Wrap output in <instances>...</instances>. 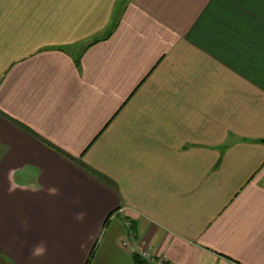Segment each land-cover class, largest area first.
I'll list each match as a JSON object with an SVG mask.
<instances>
[{"label":"crops","instance_id":"0c3cea01","mask_svg":"<svg viewBox=\"0 0 264 264\" xmlns=\"http://www.w3.org/2000/svg\"><path fill=\"white\" fill-rule=\"evenodd\" d=\"M140 250L264 264V0H0V264Z\"/></svg>","mask_w":264,"mask_h":264},{"label":"built area","instance_id":"2783aa9c","mask_svg":"<svg viewBox=\"0 0 264 264\" xmlns=\"http://www.w3.org/2000/svg\"><path fill=\"white\" fill-rule=\"evenodd\" d=\"M123 246L127 249L132 248L129 246L127 241H125L123 243ZM135 254L145 264H170L163 257L153 258V255L150 252H148L147 250H140V251L135 252Z\"/></svg>","mask_w":264,"mask_h":264},{"label":"clouds","instance_id":"9594fccd","mask_svg":"<svg viewBox=\"0 0 264 264\" xmlns=\"http://www.w3.org/2000/svg\"><path fill=\"white\" fill-rule=\"evenodd\" d=\"M45 253H46V247L43 244L37 245L33 249V255L35 257L43 256Z\"/></svg>","mask_w":264,"mask_h":264},{"label":"trees","instance_id":"16d2710c","mask_svg":"<svg viewBox=\"0 0 264 264\" xmlns=\"http://www.w3.org/2000/svg\"><path fill=\"white\" fill-rule=\"evenodd\" d=\"M138 264H144L141 260L138 259V257H136Z\"/></svg>","mask_w":264,"mask_h":264}]
</instances>
